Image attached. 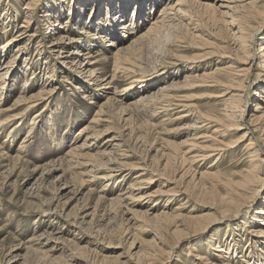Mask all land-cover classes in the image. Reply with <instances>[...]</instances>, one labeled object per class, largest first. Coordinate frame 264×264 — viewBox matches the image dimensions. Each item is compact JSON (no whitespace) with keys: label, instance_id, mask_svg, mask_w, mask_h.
Segmentation results:
<instances>
[{"label":"rangeland","instance_id":"obj_1","mask_svg":"<svg viewBox=\"0 0 264 264\" xmlns=\"http://www.w3.org/2000/svg\"><path fill=\"white\" fill-rule=\"evenodd\" d=\"M29 1V31L37 35L18 41ZM167 1L145 0L137 26L119 41L100 36L111 12L105 0L83 1V12L73 17L68 10H78L77 0H0V70L18 45L27 46L0 83V108L13 107L0 114V264H251L249 258L256 263L264 256L257 242L252 254L246 251L247 240L256 241L254 232L264 227V217L255 213L264 208V180L243 194L250 166L264 170L243 121L260 127L264 137V65L251 61L250 45L252 32L255 48L264 41V0L254 3L238 45L228 41L236 29L224 18L194 8L190 16L201 29L188 24L167 40L143 39L120 53L121 68L115 69L114 53L145 32ZM49 22L57 23L53 34ZM127 22L123 18L117 27ZM63 33L74 40L59 53L50 41ZM71 49L90 50L89 67L108 85L92 82L80 67L84 56L68 55ZM188 73L198 77L173 93L195 117L177 118L187 109L182 107L154 109L152 93ZM32 94V101L16 107L19 95ZM101 103L106 113L97 114ZM96 114V142L71 158L83 141L81 129L93 126ZM109 143L120 145L115 165L123 169L110 180L93 178L91 166L116 152ZM184 156L196 161H182ZM130 183L135 189H128ZM246 228L251 233H243ZM221 245L224 251H217Z\"/></svg>","mask_w":264,"mask_h":264},{"label":"bare ground","instance_id":"obj_2","mask_svg":"<svg viewBox=\"0 0 264 264\" xmlns=\"http://www.w3.org/2000/svg\"><path fill=\"white\" fill-rule=\"evenodd\" d=\"M83 1L85 2L87 0H82V1L81 0H77V3L76 4H79L80 3V6H79L78 10L70 6V8L68 10V14L69 15H72V17H73V15L77 11H79L80 13H82L83 10H84V7H85V5H83V3H82ZM105 1L108 2V4H109L108 5V9H111V12L109 11L108 12L109 15H107V16L104 17L105 18L104 24L107 26V28H105V29H107V30H106V32L100 34V36L102 35L103 39H105V37L107 38L108 36H111V37H115V39L113 38L114 40L118 39L120 41L121 40V36L119 37V35L121 33H124V34L125 33H132V30L137 26L138 18L143 13V9H145V6L144 5L147 2L153 3L155 0H151V1L147 0L146 3H144L145 0L144 1L143 0H105ZM255 2H256V0H169L166 3L167 5H164L160 9L158 15L156 17H154L153 19H151V25L148 26V28L145 30V32H143L141 35H139L138 38L133 39V41L131 40L132 41V42L130 41L131 43L127 44L124 47H120L119 50L116 53H114V54H117L116 64H115V67L116 68L115 69L121 68L118 65V63H120V62H117L120 58L122 59V56H120V55L121 54L124 55L127 52L132 51V49L134 48V45L137 44L138 42H141L143 39L152 38V39H160V40L163 39V40H167V39H169V37L172 36V34L174 33V31L176 32V30H178V29L181 30L182 27L184 28V26H187L188 24L189 25H192V27L194 29H196V30L201 29L198 26L199 24L197 25V22L195 23V21L193 20L192 15L190 16V14H191V12H193L194 8L201 9L204 12H208L210 16L211 15L218 14L219 17L224 18L225 21H226V23L229 26H232V28H235L236 29V31H234L233 33L230 34V38H229L228 41L233 46L238 45L239 43L236 42V40L239 39L238 38L239 36H237V35H238V33H241V30H242V27L241 26L244 25L246 21H248V20L249 21H252L253 20V14H252L251 9H253L255 7L254 6V3ZM26 4L27 5H25L23 7V10H24L23 12L26 15V17H28V19H24V20H22V22L27 23V24H25V25L24 24H21L20 25V27L22 29L18 30V34H17L16 38L18 39V41H21V40L25 39L26 42H28L30 40H33L37 34L29 31V17H31V14H33V12H34V10H33L34 3H33V1H29ZM93 6L94 5L92 4L91 5V8H90V14L92 12ZM127 11H128V14H129L128 16L126 15ZM94 12H95V9H94ZM5 13H6V11H5ZM214 13H216V14H214ZM126 17H128V21L129 22H127L126 24H124V25H122L121 27L118 28L117 25L119 24V22L123 18H126ZM184 20L187 21V23H183ZM82 22H83V20H82ZM85 23H87V22H85ZM90 24H93V22H91ZM50 25L53 28H50V30L48 32L50 34H53V32L55 31V29L58 28L57 27V23L56 22H54V23L49 22L48 28H49ZM253 33L254 32H252L250 34V39H251L250 40V45H251V61H255V60L259 59V60L263 61V64L262 65H264V41L259 46H257L255 48V46L253 45ZM170 34H171V36H170ZM90 35H92V34H90ZM195 37H197V35ZM73 38H74L73 35L72 36L71 35L69 36L68 34L63 33L58 38H56V40H53V41L51 40L50 41V48L52 47L51 49H53V50L56 48V50H58L59 53H61V50L64 49L63 48L64 47L63 45L66 44V43H69V42L73 41L74 40ZM163 40H161V41H163ZM225 42H227V41H225ZM8 43L9 42H7L6 44H8ZM110 43L112 45L115 44L112 41ZM227 44H228V42H227ZM230 44H228V45H230ZM26 48H27V46H26V43H25V44H22V45H18L14 49V51L12 52L11 58H9V60H7L8 61L7 62V65H4V67L0 70V83H1L2 80L5 79V76L3 77V75H4L3 70L5 68H13L14 65H15V61H17V59L19 58L18 55L19 54L20 55L21 54H24V52L27 51ZM73 53H78V55L84 56L83 57V62L80 64V67H81V70L84 71L88 75V77H90V79H91L92 82L98 83V87L101 86V85L103 87H105V85H108L109 82H103V81L100 82V79L95 74L96 73V71H94L95 69L91 70L92 67H89V66H91L90 64L92 63V61H90L89 58L93 57L92 54H91V52H90V50L88 51V50L85 49V51H78L76 49H74V50L71 49V50H69L68 55L69 54H73ZM121 62H123V61H121ZM187 68L188 67H186V69ZM215 69H217L215 73L219 72L218 71L219 68L216 67ZM145 71L146 70L142 71V73H145ZM157 71H160V70H157ZM197 77H198L197 74H194L193 75L191 73H188V74H185L184 75V78L182 80H180V81L179 80H173V81H171L170 84H167V85H164V86L160 87L157 91H155L154 93H152V94L156 95V102H155L156 104H155V106H153L154 109L161 108L164 111L165 109L166 110H168V109H172L173 110L174 108L182 107V108H187V109L185 110V113H182L177 118L180 119V118H184V117H189L191 115H193L192 117H195V115L192 114L191 109L189 108L190 107L189 104L188 103H182V102H180L179 99H178V96H175V94L173 92H176V90L181 89V87L183 85H186V83L193 82ZM140 78H142V77L140 76ZM111 80H112V78H111ZM95 81H97V82H95ZM26 85H27V83L25 82L23 84V88ZM2 89H3V87L0 86V92H2ZM262 93H264V92H262ZM171 94H173V95H171ZM245 94L247 95V91L244 92V95ZM34 97H36L35 94H32V95H30V97H27V98H25L24 96L19 95L15 99L14 104L16 103V107L19 106V108H21L20 107L21 105H23V104L26 105V102H28V100H29V102L32 101V99ZM147 97L148 96H146L145 98H141L140 101H144ZM102 105L103 104L101 103V105L99 107V110L97 111V114L98 113H100V114L101 113H106L102 109ZM11 106H10V108H6V109H1L0 108V114H4V112H7V111L12 110L13 107L11 108ZM143 108H142V111H143ZM139 111H141V110H139ZM177 111H183V110L182 109H177ZM176 113H180V112H176ZM97 114H96V117L95 118H92L91 119V122L93 123V126H85L83 129H81L80 132H81V135L82 136L81 135L80 136L83 137V141L78 146H74V148H72L71 152H69L72 155L71 158L76 157V156L78 158L79 155H80L79 154V151L80 150H82L83 148H85L87 145L90 146L92 143L96 142V139L99 136V131L95 130L94 127L98 126L100 124V121H101L99 119V117H97L98 116ZM262 114H264V110H263V113ZM242 115H244V113H243V110L241 109L240 110V117ZM243 121H245L244 124H245V127L247 129V132L252 135V137H253V139L255 141V150H256V152L259 155H262L263 156V158L261 159V162H263V159H264V137H263V134L261 132L259 133V131H257L260 127H257L255 125L252 126V123H250L248 120H245V118L243 119ZM251 122L254 123L255 120L254 121H251ZM255 123H261V122H258L257 121ZM213 132L217 133L216 128H215V130H213ZM108 145H113L112 147H115L116 152L115 151L114 152L111 151L112 152L111 153L110 151L109 152L107 151V153L110 154V155H108L107 153H104V155L107 154V155H105V157L108 156L107 157V160H106L108 162H103V164H101L100 166H98V165H96V166L95 165H92L91 166V168L94 171L93 175L91 176L93 178L104 179V180L105 179H108V180H110L114 175H116V173L118 171H121V169H123V164H121L120 162H119L120 164L118 163L117 165H115V163H117L116 162V159L117 158L115 156L116 155L115 153H117V151L121 150L120 149V145L118 143H116V144L115 143L114 144L109 143ZM217 150H219V149H217ZM201 152L202 153L200 155H198V156L205 157L206 151H201ZM175 154L176 153H174L173 155L175 156ZM13 158L15 160H18L19 161V155H16ZM187 160H188V158H186L185 156L182 157V161H187ZM188 161H190V162H193L194 161L195 162L196 160H188ZM110 163H111V165L108 166V164H110ZM83 166H86V165H83ZM103 167H105V168H103ZM262 167H263V165H262ZM252 168H253V166L251 165L250 166V170L251 171H246V176H248V174L251 173L252 179H250L251 177L250 178L247 177L248 179H244V185H243V187H244L243 192L244 193L243 194H245V195L246 194H249L252 190H255L256 187H259L262 184V181L264 180V170H263V168L261 170H259L258 173L254 172V170ZM101 169L104 170V171H102L104 173H102V175H99L98 172ZM96 174H98L97 177H96ZM255 181L257 183H255ZM129 185L130 186H128V189L129 188H134L133 183H130ZM134 185H136V184H134ZM140 197L143 198L144 195L143 196H140ZM146 197H148V196H146ZM125 199H128V198L125 197ZM120 202H122V201H120ZM255 213L256 214H260V215H262L264 217V208H263V206L258 207L256 209V212ZM165 214H166V212L165 213L162 212L161 213V216L164 217V216H166ZM173 217L176 218V223L177 224L182 219V217L180 216V213L175 214V216H173ZM180 224L181 223H179L176 226H179ZM243 224H244V227L247 226V223L244 222ZM262 224H264V218H262V221H261V224L260 225H262ZM243 233H245V234L247 233L248 234V233H251V232H250V230L248 228H246V229H243ZM251 235H253V233ZM245 236H248V235H245ZM254 237H256V241L255 240H247V242H249V244L247 246L248 248H247L246 251H249L252 254L254 251H253V249L251 250L250 248H253V245H255L256 242H257V243H260L262 245V250L261 251L263 253L264 252V227H260L258 230H256V232H254ZM249 238L250 237H248L246 239H249ZM246 239H244V240L246 241ZM227 241H226V243H227ZM231 242H232V244H231ZM228 243H230V246H233V248L237 245V243L235 241V238H233V236H230V241ZM226 249L229 250L227 247H226ZM227 250H226V253H225V257L227 255V253H229V251H227ZM217 251H224L223 246L222 245L219 246ZM247 256H250V253ZM253 256H254V254H253ZM221 257H222V255H221ZM263 257L261 255L258 256V260H257L256 263H254L252 261L253 260L252 258H249L247 260V262H251V264H264ZM229 258H232L231 255L229 256ZM223 264H232V263H223ZM233 264H236V262L233 261ZM247 264H249V263H247Z\"/></svg>","mask_w":264,"mask_h":264}]
</instances>
